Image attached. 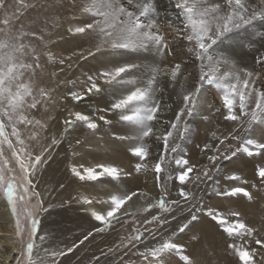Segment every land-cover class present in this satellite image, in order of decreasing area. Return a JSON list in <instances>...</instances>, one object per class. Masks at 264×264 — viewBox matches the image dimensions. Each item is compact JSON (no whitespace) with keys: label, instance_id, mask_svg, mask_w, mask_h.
Returning <instances> with one entry per match:
<instances>
[{"label":"snow or ice","instance_id":"obj_1","mask_svg":"<svg viewBox=\"0 0 264 264\" xmlns=\"http://www.w3.org/2000/svg\"><path fill=\"white\" fill-rule=\"evenodd\" d=\"M49 7L40 5L45 12ZM36 8V3L27 0H15L13 6L0 0V191L22 245L13 248L14 264H63V258L78 247L75 243L54 247L48 234L40 233L42 220L38 217L49 209L44 207L45 193L38 190L36 178L51 160L52 150L71 131L83 127L95 135L102 125H112L110 117L127 126L124 134L113 133V140L128 142L130 155L137 158L133 170L152 173L153 188L158 192L154 196L151 191L114 188L95 197H75L88 206L86 211L97 225L79 245L94 233L113 228L122 218L136 216L126 207L136 197L145 201L143 212L158 211L150 219L137 216L143 231L133 228L135 235L101 253L105 258L115 254L119 264H196L176 237L206 218L225 234L226 252L240 264H264L260 230L244 222L239 212L207 206L203 194L197 195L206 191L221 199L242 195L253 201L252 192L243 185L264 189V164L255 168L258 182L232 173L223 176L222 184L210 174L219 172V160L232 161L239 154L264 157V0H168L163 15L173 28V39L187 42L186 52L179 56L188 57L190 70L187 61L161 67L157 59L177 55L159 31L157 0H91L80 9L90 22L68 31L73 35L94 33L96 41L87 56L98 59L99 54L100 59L94 70L77 80L60 79L72 57L53 51L56 41L49 17L21 22L29 9ZM225 42L227 47L217 52ZM245 50L259 53L253 66L239 62V53ZM73 55L84 58V52ZM50 67L57 70L49 72ZM61 86L66 91L57 97ZM213 89L221 103H208L205 112L204 93ZM91 96L104 102L88 112L76 110ZM68 100L73 107L67 106ZM56 107L66 112L61 128H54L56 117L51 113ZM193 116L217 125L206 133L207 142L196 145L205 164L191 163L186 152L179 154L177 137L183 139L192 131L188 122ZM68 171L81 182L117 181L122 175H131L106 164L84 167L69 163ZM232 181L239 183H229ZM202 182L212 183L201 190ZM153 224L157 227H148ZM192 240L199 241V235ZM253 240L258 248L250 246ZM93 261L99 264L100 257L94 256Z\"/></svg>","mask_w":264,"mask_h":264},{"label":"bare ground","instance_id":"obj_2","mask_svg":"<svg viewBox=\"0 0 264 264\" xmlns=\"http://www.w3.org/2000/svg\"><path fill=\"white\" fill-rule=\"evenodd\" d=\"M48 2L50 3H48V6H50L49 9H51L48 13H43L44 10L37 5L36 9H29L26 14L21 17V22L27 24L29 21L35 20L37 16L42 20L44 18L42 14L48 16L52 37L56 41L53 46V51L58 54L72 57L68 64L64 66L65 71L60 75V79L64 80L67 78L77 80L78 78H82L85 68L93 70L98 66L100 59L99 54H97L98 59L87 56V51L92 48L96 40L91 39L89 33L87 35H73L68 31L70 28H74L77 25H73L72 20H70V15L74 13L64 5V0H49ZM28 3L31 2L28 1ZM0 15H2V13ZM79 52H84V58L73 55ZM256 54L257 53L253 51L245 50L239 53V61L248 60V55H250V59H252ZM175 58H177V55L175 57H158L157 59L163 67L166 64H173ZM56 70L57 68H48L49 72ZM45 83L48 82L45 81ZM65 91L66 89L61 86L57 90L56 96L59 97ZM206 95H208V92L204 93V100H206ZM215 95L217 96V94ZM86 104H79L76 110L88 112V110H86L88 105ZM67 106L70 108L73 107V102L68 100ZM51 114L56 117L54 128H61L62 124L60 122L66 116V112H64L61 107H56ZM125 127L127 128L126 125ZM77 132V129L71 131L63 144L52 150L51 160L44 166L43 171L37 175L38 190L45 193L44 207L49 209L48 212L43 213L40 217L42 223L39 226V230L41 234H48L51 245L54 247L67 248L71 247L74 243L78 244V247L73 253L63 258V264H94V256L100 257L99 264H119V262L114 259L115 254H110L107 258L101 255V253L107 252L108 248L113 247L116 241H118L116 238L118 234V225L102 233H94L87 241L79 245V241L83 239V236L87 235V233L92 231L97 225L96 222L92 220L89 212L86 211L88 206L78 203L75 199L77 196L85 195L95 197L104 191H112L114 188H117L119 184L113 186L109 178H103L99 182H81L71 175L68 171V165L69 163H74L77 166L82 165L84 167H94L97 164L110 165L108 164V159L104 155L107 150L111 148V152L109 153V158L111 160L109 162L113 166H116L117 160L115 161V159H118L120 154L132 157L128 151V142L104 139L103 136L100 137L98 135H95L97 136L95 139H80V136H76L75 138ZM86 137L87 135H85V138ZM77 141H79V143H77ZM205 142H207L206 139L202 141V143ZM125 150L128 151V154H125ZM122 158L123 156L121 159ZM190 162L204 164V156L201 154L197 155L192 161L190 159ZM123 170L125 171V168ZM149 174L148 183L144 184L142 187L136 186L135 189H133L134 185L137 184L138 181L132 177L128 178L126 175H122L119 181L124 179V181H127L124 182L125 184H129L130 181L133 185H123L119 189L121 191H151L155 196L158 190L153 188V174ZM248 181H257L255 169L252 170L251 179ZM61 184L64 185L63 188H60ZM243 186L248 188L255 198L253 201H248L247 198L244 197L247 207L264 221V217L261 213V201L264 198L263 193L252 190L250 183ZM53 188H55V191H51ZM215 198L212 199L210 203L207 202L208 205L215 207H219L218 205L222 206V199ZM143 206H146L145 201L134 197L133 201L126 207H128L130 211H137V209ZM172 227L174 229L176 225L173 224ZM14 231V223L9 208L0 194V264H10L9 257L13 256V248H16V236ZM166 231L170 232L171 229H166ZM185 233L186 235L183 236L180 241L176 240V242L186 246L187 254L195 258L196 264H240L238 258L226 252L225 234H222L208 219L202 218L199 223H195L194 226L186 230ZM161 234L162 233L159 235ZM195 234L199 235V241L192 240V236ZM263 236L264 233H262L261 237ZM244 246L248 247L249 245ZM254 246L258 248L255 243ZM139 247L141 250L143 249V245ZM133 261H137V258ZM137 264H139L138 261Z\"/></svg>","mask_w":264,"mask_h":264},{"label":"rangeland","instance_id":"obj_3","mask_svg":"<svg viewBox=\"0 0 264 264\" xmlns=\"http://www.w3.org/2000/svg\"><path fill=\"white\" fill-rule=\"evenodd\" d=\"M31 2L36 3L37 5H48V1L49 0H27V2ZM39 1V2H38ZM45 1V2H44ZM64 5L74 14L70 15V20H72L73 25H83L86 22H90L89 18L87 15H82L80 12V9L82 6H84L86 3H90L91 0H64ZM42 3V4H41ZM167 3L168 0H157V4L159 7V10L161 12V16L159 17V31L161 34H163L168 41L170 42V46L173 48V50L177 53V58H175V62H180V61H187L188 65H189V70L191 69V63L188 60L187 56H179V53L181 51L186 52V45L187 42L186 41H180L177 39H173V28H170L168 26V22L167 20L164 18L163 13L165 11H167ZM6 4L9 6H13L15 4V0H6ZM50 4V3H49ZM9 11L12 10L11 7H9L8 9ZM51 9H48L47 12L43 11V13H48ZM2 13V10H0V14ZM45 14H42L43 16H45ZM74 18V19H73ZM71 22V21H70ZM89 35L91 37V39L96 40L95 34L89 32ZM227 47V42H225L224 44H221L219 47H217V52L221 51L223 48ZM264 51V50H261ZM253 52L257 53L254 58L250 59V55H248V60H242V62H240L243 65L246 66H253L254 65V61H255V57L259 54L257 51L253 50ZM92 61V60H91ZM174 62V63H175ZM173 63V64H174ZM77 65V64H76ZM162 67V65H161ZM95 69V68H94ZM93 69V70H94ZM92 71V69L85 68L84 73L86 72H90ZM215 94H217L215 92V90L213 89L211 91V93H208V95L205 96V112H207V104L208 103H212L213 101H215V103L220 104V100L218 95L216 96ZM82 102V103H81ZM80 104H86L87 109L86 110H90L92 108H94L95 106L102 104L104 101L99 100L97 97L95 96H91V97H85V99L83 101H81ZM110 119H113V123L112 125H102L100 127V129L97 131V133L95 135H98L100 137H104V139H111L113 140L112 136L113 133H117V134H124L126 132L125 130V125L121 124L118 120H116L113 117H110ZM225 124V122L222 120V118H220V125L221 127H223ZM217 127L215 121H213L212 123H208V122H204L202 121L199 116H193L190 118L189 122H188V128L192 129V131H190V133L183 139H180L179 137H177V143L179 145V154H183V153H187V158L191 161L194 159V157H196L197 155H200L201 152L199 150V148L196 147L197 144H200L202 146V141L204 139H206V133L208 132L209 129H215ZM77 133L75 135L76 136H80V139H95V135H92L91 133H89L86 129H84L83 127H78L77 128ZM257 132H259V127L257 128ZM85 135H87V137L85 138ZM91 136V137H90ZM229 143H233L235 144V142L230 141ZM111 152V148H109L107 150V152L105 153V157L108 159V164L112 165L109 161L111 160L109 158V153ZM7 154V153H6ZM125 154H128V151L125 150ZM123 156V158L121 159V157ZM117 160V161H116ZM116 161V166L124 169L125 168V172H129L131 173V175H126L128 178L132 177L133 179H136L138 181L137 184L134 185V188L136 186H140L142 187L144 184L148 183V176L150 175L149 173L145 174V173H135V171L133 170V165L137 162V158L135 157H127L125 155L120 154L118 159H115ZM104 163V162H103ZM207 163L206 158L204 157V164ZM257 164H264V157H253V158H249L243 154H239L237 158H233L232 161H226V160H219L217 161V166L219 167V172L216 173L215 171H213L212 173H210L211 175H213L215 177V179H218L221 181V183L223 184V176L225 174H238L240 175L243 179H251V172L252 170H254L257 166ZM174 167V165H173ZM245 176V178H244ZM249 176V177H247ZM134 181V180H133ZM124 179L122 180H117V181H111L112 185H117L118 189L121 188L123 185H130L132 186L133 184L129 181V184H125ZM211 184L212 182H202L199 185V188L201 190L205 189V184ZM233 185L238 184L239 182L236 181H232L229 182ZM111 185V184H110ZM190 187V186H189ZM207 193V194H204ZM259 193H263L264 196V189L260 190ZM0 194L2 196V198L5 200L6 199L3 197V193L2 191H0ZM203 194V202L205 205H208V203H210V201L212 199L215 198L214 195H211L210 193L206 192V191H198L197 195L200 196ZM218 199V197H216ZM215 198V199H216ZM208 202V203H207ZM32 203H35V200L32 201ZM262 204V215L264 217V198L261 201ZM209 206V205H208ZM211 206V205H210ZM220 208L222 209V211H237L240 213V218L246 222L249 226L255 227L257 229H259V237H261L262 233H264V221H262V219L260 217H258L253 211H251L246 203H245V198L241 195L238 197H232V198H223L222 199V206L218 205ZM144 207V206H143ZM143 207L139 209V211H132L134 213H136V216H129L127 218H122L120 223L117 224L118 225V229H117V239L118 241H116L115 245L119 244L120 241L124 238H127L131 235H135V233L132 232L133 228H138L140 231H143V227L136 222V217L139 216L141 218L143 217H147L150 219V215L151 214H156V211L158 210H154L151 214L143 212ZM224 208V209H223ZM10 211V209H9ZM11 215V213H10ZM42 215V214H41ZM41 217V216H40ZM40 217H38L40 219ZM14 223V221H13ZM116 226V225H115ZM114 226V227H115ZM149 228H156L157 225L153 224V225H149ZM108 230V229H107ZM186 232V231H185ZM180 233L178 234V236L176 237V240H181L183 238V236L186 235V233ZM102 233V232H100ZM98 234V233H97ZM160 233H158L159 235ZM147 235V234H146ZM119 237V238H118ZM264 237V236H263ZM28 239L27 233H25V241ZM149 239H151L149 237ZM237 242H241L242 241H237ZM254 240L250 242V246L253 248H256L254 246ZM21 243L19 241V239L16 237V249H20L21 248ZM117 251L119 252L120 249H117ZM134 251V250H133ZM129 256L131 257V259H136L137 257L132 255L131 252H129ZM125 259H127V257H125ZM10 264H14V254H13V259L10 260Z\"/></svg>","mask_w":264,"mask_h":264}]
</instances>
